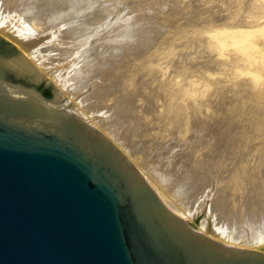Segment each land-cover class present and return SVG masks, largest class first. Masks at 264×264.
<instances>
[{
    "label": "rangeland",
    "instance_id": "obj_1",
    "mask_svg": "<svg viewBox=\"0 0 264 264\" xmlns=\"http://www.w3.org/2000/svg\"><path fill=\"white\" fill-rule=\"evenodd\" d=\"M259 1L261 2L259 3ZM259 1L0 0V16L16 11L20 5L24 8L27 7L25 13L30 21L28 27L32 29L31 31H36L31 36L33 38L23 42L24 47L32 49L37 46L39 48L38 46L41 45V43L38 44L39 42L44 41L46 43L47 39H51L49 34L51 32L48 31V24L50 23L45 20L46 15L58 9H69L66 12L67 15L65 14L64 18L62 17L57 21L60 23L65 19L73 20L65 25L67 26L64 27L67 28L66 30L60 31L61 38L76 34L75 31L87 29L88 33H93L95 29H98L99 31L89 39L90 43L98 40L97 49L91 53L95 56L94 61L100 62L104 57L121 56L120 60L115 62L120 63V66L115 65L116 68L108 69L103 64L95 63L93 64L94 70L91 75H88L89 78L92 76L91 80L94 77L95 82L100 80L99 83L103 81L107 85L111 84V80L117 82V90H114L115 92L113 91L111 95L113 98L109 95L105 102L111 104L112 100L115 99L117 108L115 106L113 108L118 114L123 115V120L119 123L118 130L115 129L111 133L100 129L101 125L98 122L102 116L98 112L84 110L77 99L79 92L91 90L94 81H89L85 88L73 95L72 90H68L57 82L55 77L52 79L51 72L55 69L57 71V68L58 70L61 69L58 65L60 54L55 56L57 61L54 58H52L54 61L49 60L51 57L49 55L54 57L52 52L47 53L49 49L52 51L50 44L53 43L49 42L45 46H40V48L42 47L41 50L45 48L44 52L41 51L40 58L45 59L47 57L48 59L45 60L49 63V69L37 64L38 71L45 77L44 80L30 83L22 79L12 78L10 74L8 78L28 86L43 84L42 97L46 100L51 99L54 92H59L70 105L81 109L84 113L77 114L67 108L69 112L77 114L86 121L88 120L91 125L95 123L94 127L105 132V134L107 133L106 135L111 139L113 133H118V131L124 133L127 137V139L124 138L126 143L134 147L132 155L134 157L129 158L125 155L130 162H134L133 164L137 168H139L136 165L138 160L146 161L147 164L153 163V165L158 162L157 165L166 170H174L172 171L173 174H176L175 171L177 174L179 172L188 174L186 186L190 188V192L196 196L205 192L208 196L204 201L201 197L202 203H200V199H198L199 201L196 199L194 202L196 208L192 211L193 214L182 208L183 214L182 209L179 208L180 213L178 215L196 225V218L200 217L201 219L202 216L204 218L208 201H214L218 210H222L221 206L225 203V207L227 206L230 211L229 204H234L240 200L241 196L238 192L242 189L239 183L242 185L244 183L233 182L236 175L241 173L240 170L251 168L250 171H254L259 168V164L264 175V1ZM5 10L7 13L4 12ZM34 17H37L36 20ZM78 25L83 26L78 29ZM93 28L95 29L92 31ZM127 30H130L129 35H126ZM61 32L63 33L61 34ZM111 33L117 34L115 42L99 43L103 35L111 36ZM126 41H129V44L134 47L130 58L128 57V62L120 47ZM44 42L42 44H45ZM113 43L117 45V48L112 52L110 45ZM139 43L145 45L146 52L137 48ZM3 44H9L15 52L26 54V51H22V44L19 41L15 42L6 32L4 35L0 34V47ZM60 49L62 48L59 47L56 51L61 52ZM33 50L39 51V49ZM53 53L55 54L54 51ZM122 58L126 61L125 69ZM127 64L131 65L128 69ZM81 110L77 111L81 112ZM217 141L245 142L244 148L239 150L247 154L246 157L243 156L246 159L242 158L243 161H241L239 158L240 163L235 160L236 158L232 159L235 161H231L229 168L223 171L221 159H211L213 157L211 146ZM120 149L122 150V148ZM260 155H263V159L259 161ZM205 162H208L207 166L203 164ZM242 163L243 165L238 167V164ZM244 165L248 168H242ZM238 168L241 169L238 170ZM237 171L239 172L237 173ZM138 173L142 179L149 175L146 173L147 175L145 174L146 176L143 177L140 172ZM142 173L144 174V171ZM153 180L154 178L151 180L152 183L155 181ZM146 181L149 182V180ZM156 184L158 185L154 183L158 189L160 184L158 182ZM248 187L250 188L249 185ZM153 189L155 188L153 187ZM159 189L166 200L168 197V202L173 200L170 195L164 192L166 190L163 187L160 188L159 186ZM228 190L231 193H227ZM234 190L236 192L232 194ZM198 192L200 193L198 194ZM225 192L228 198L225 197ZM247 194L245 197L248 198L247 200L253 199L254 201L259 197L256 192L253 194L247 192ZM231 199L233 200L232 203ZM232 209L226 215L230 216L231 214L232 216V214L237 213V210H234V213ZM203 221L205 222L204 226L208 227L206 225L208 222ZM199 227V233L208 234L202 229L200 223ZM217 240L228 249L236 252H243L246 248L254 247L253 245L252 247L243 246L236 242L228 243L218 238Z\"/></svg>",
    "mask_w": 264,
    "mask_h": 264
},
{
    "label": "water",
    "instance_id": "obj_2",
    "mask_svg": "<svg viewBox=\"0 0 264 264\" xmlns=\"http://www.w3.org/2000/svg\"><path fill=\"white\" fill-rule=\"evenodd\" d=\"M0 82L26 96L13 106L0 95V264H264V247L220 256L197 236L200 217L164 211L103 139L47 117L43 84L1 68Z\"/></svg>",
    "mask_w": 264,
    "mask_h": 264
},
{
    "label": "bare ground",
    "instance_id": "obj_3",
    "mask_svg": "<svg viewBox=\"0 0 264 264\" xmlns=\"http://www.w3.org/2000/svg\"><path fill=\"white\" fill-rule=\"evenodd\" d=\"M74 1H76V0H74ZM62 2L64 3V1H62ZM66 2H68V1H66ZM260 2L261 1H259V3ZM19 4H20V2H19ZM17 7H18V5H17ZM26 9H27L26 6L24 8L20 5V8H16V11L12 10L14 12L10 11L11 13L9 12L10 14H8L5 10L4 12H6L7 14L4 13V14H2L3 16H0V34L4 35L5 32L8 33L13 38V40L15 42L19 41L22 44L21 45L23 47L22 51H26L25 55L23 54L24 52L22 54L19 53L18 51L15 52V50L13 48H10L9 44H6V45L3 44L0 47V51H1L0 68L6 70V76L10 77L9 76V74H10L12 78L22 79V80H25L26 82H30V83L41 82L42 79L44 80L45 77L43 76V74L40 71H38L37 64L43 66L44 68L49 69V63H47L45 60L47 57L44 56L45 59L40 58V53L42 54L41 51L44 52V49H45L44 48L43 50H41L42 47L40 48V46H43V45L45 46L49 42L53 43V44H50L52 51H51V49H49L50 48L49 47V48H47V49H49L47 53L50 54L52 52L51 54H53L54 57H52V55H49V54H46V55L51 56L49 58V60L54 61L52 58L55 59V56L57 57V55L60 54V56H59L60 62L58 61L59 62L58 65H60L59 67H61V69L59 68V70H58V68H57V71H56V69L55 70L52 69L53 70L52 71L53 73L51 72L52 76L50 74L49 75L52 77V79L55 77L58 80L57 81L55 79V81L59 82L61 85L68 88V90H72L71 93H73V95H74V93H77V92L81 91L83 88H85L86 87L85 85L89 81H92V82L94 81L92 83L93 84L92 88L90 86L91 90L86 91V92H79L77 94V96H78L77 99L82 104V108H84V110L86 109V110H88V112H91V111L94 112L95 111V112H98L102 116L98 122L99 125H101L100 129L102 128L105 130V132L107 131L109 133H111L113 130L117 129V127H119L118 126L119 123L123 120V118H122L123 115L118 114V112H116L114 110L115 109V108H113L114 106L117 108V104H116L117 102L115 99L112 100L111 104H108L107 102H105V99H107L106 97L109 95L111 96L113 94V91L117 90V88H116L117 82L116 81L114 82L113 80H111V84L107 85L106 82H103V81H101L99 83L100 80H98V82H95L94 77H93L94 79L92 78V80H91L92 76L89 78L88 75L89 74L91 75V72L94 70L93 64H95V63L103 64L108 69L116 68L115 65L120 66V63L118 64L115 62H116V60H120L121 56L115 57V58H113V57L108 58V57L102 56L104 58H102V60L100 62L94 61L95 56H93L91 53L94 49H97L96 44H97L98 40L90 43L89 39L91 36H93L95 33H97L99 31L98 29H95V28L92 29V31L95 29L93 33L92 32L88 33L86 31L87 30L86 29L83 31L82 30L81 31H75L76 34H73L72 36H69L66 38H61L62 35L60 37V31H62L63 29L66 30L67 28H64V27H67V26H65V25L72 22L73 20H71V19L66 20L65 19L63 21H60V23L57 21L60 20L66 14L67 10H69V9H63V10L62 9L61 10L55 9L56 10L55 12H50L46 15L45 20L50 23V24H48V31L51 32V33H49L50 38L52 37L51 39H47V40L45 39L47 41L46 43L44 41H42L45 44H42V42H39L38 44L41 43V45L38 46L39 48H37V46L33 47L32 49H29L26 46L24 47L23 42H25L26 40H28L30 38H33L31 36L33 35V32L36 31V30L31 31L32 29L30 27H28V25H29L28 23L30 21L28 20L27 14L25 13ZM36 18H35V20H36ZM35 20L33 21L34 23H35ZM39 24H41V23H39ZM97 25L99 26V24H97ZM81 26H83V25H78L77 26L78 29H80ZM138 27H139V25H138ZM39 28H41V26H39ZM73 29L75 30V27H73ZM129 32H130V30H127L126 35H129L130 34ZM62 33L63 32H61V34ZM27 34H29V35H27ZM110 35L111 36L103 35L102 36L103 38L101 40H99V43L101 44L103 42H115L117 34L111 33ZM126 42H125V44L124 43L121 44L120 47L122 48L121 51H123V53H124V58H126L127 59L126 61L128 62V60L131 56L130 54H131V52H133L134 47H132L131 44H129V41H126ZM151 42H152V40H151ZM149 43H150V41H149ZM52 45H54V46H52ZM94 46H95V48H94ZM59 47L62 48V49H60L61 52L56 51L57 48H59ZM110 47H111V51L113 52V51H115V48H117V45L115 43H113L112 45H110ZM137 48L140 50H144L142 52H146V47H145V45H143V43H139ZM33 49H39V51L37 52V50H36V52H35V50H33ZM53 51L55 52V54L53 53ZM124 58H122V60ZM138 59H140V58H138ZM144 60H145V58L143 59V61ZM55 61H57V60L55 59ZM126 61L124 59L123 65L126 64ZM123 67L125 69L126 65H124ZM129 67H131V65L129 66V64H127V69ZM108 69H107V72H108ZM118 71H120V70L118 69ZM121 71H122V69H121ZM50 76H49V78L51 79ZM97 76H98V74H97ZM16 82H19V81H16ZM26 86H28V85H26ZM60 91H61V89H60ZM63 92H65V91L63 90ZM71 93H69V94H71ZM0 95L3 98V104L4 105L20 106L26 102L25 87L24 86H19V85L7 83V82H0ZM6 97H9V101L12 103L7 101L8 98H6ZM69 97H70V95H69ZM47 100L44 97H41V100H40L39 105H38V108H44V111H45V114L47 117L66 121L68 123H71L73 125L78 126L86 135L103 139V145L106 148H108L114 155L121 156L123 168L126 169L130 174L135 175V174H133V172H131V169H133V167H134L138 172H140L143 175V177L146 176L147 174H149L148 176L151 175V177L146 176V177H144V179L139 177V179L142 181L143 188L146 187L147 189H150L152 194L162 204L164 211H166L170 214H173L177 217L182 218L181 216L178 215L180 213L179 208H181V209L185 208V210L187 209V211H189L191 214H193L192 211H194L196 208V206L194 204L196 199H197V201H199L198 199H200L201 200L200 203H202V198H203V201L205 198H208L207 193H205V192H202V193L198 192V194L199 193L201 194L199 196H196L192 192H190V190H189L190 188L188 186H186L187 185L186 183L188 181L187 178L189 176L188 174H187L188 176L182 172H179L177 174V171H175L176 174H173L172 171H174V170H171V171L168 169L166 170L165 168L157 165L158 162L157 163L155 162L157 166L153 165V163L147 164L145 160H143L145 162L138 160V162H137L138 164L136 163V165L139 168H137L135 166V164H133L134 162H130V160L127 158V156H129V158H130L133 155V151H134L133 148L134 147H132L130 144L126 143L127 137L125 136L124 133H120L118 131V133H113L114 138L113 137H112V139L109 138V136L106 135L107 133L105 134V132L99 131L98 129H96L94 127L95 123L92 124L93 125L92 126L88 122V120L86 121L85 119L77 116L78 113H84V112H82L81 109H77V108L73 107L72 105H70L69 102L66 99H64L59 92H57V93L54 92L53 97L51 99H47ZM73 102H74V100H73ZM64 107H66V108H64ZM67 108L70 111L73 110L77 114L75 115V114L69 112L67 110ZM76 109L79 111L81 110V112H78ZM86 114H89V113H86ZM86 114H84V115H86ZM87 116H89V115H87ZM132 120H134V119L132 118ZM96 126H98V125H96ZM124 138H126V139H124ZM229 140H231V139H229ZM244 143L243 142H235V141H217V142H214L211 146V149L213 152V157L211 159H214V160L216 158L221 159L220 162L222 163L223 171H225V170H227L226 168H229L228 166L232 163L231 161H235V160L239 161V158H241V161H243L242 158L246 157L247 154H245L244 152L242 153V151L239 150L242 147L244 148ZM119 147L122 148L123 151ZM243 156H245V157H243ZM132 157H134V156H132ZM136 158L138 159V157H136ZM232 159H235V160H232ZM258 159H259V161H260V159H263V155ZM167 160H169V159H167ZM241 161H239V163ZM259 161H258V163H259ZM147 162H149V161H147ZM177 163H179V162H177ZM203 164L205 166H207L208 162H205ZM139 165H141L142 167H140ZM241 165H243V163L238 164V167ZM236 166H237V164H236ZM258 166H259V168L255 167L258 169L257 170L255 169L254 171H250L251 168L249 169L248 166H245V165L242 167V168H244V167L248 168L247 170L244 169L245 171L243 169H242L243 170L242 171V170H240L241 168L240 169L238 168V170H240L241 173L246 174V175H244V174H241L239 171H237V173L238 172L239 173L234 178L235 180L233 179V182H236V183H239V182L242 183L243 182L244 183L243 185L239 183V186L241 187L242 190L239 191L238 194L240 193L241 197H240V200L238 201L239 203L236 201V203L233 204L232 199H231L232 204H229V202H227L229 204L230 211H231V208H233L232 209L233 211L237 210V213H235V211H234L235 215H233V214H232V216H231V214H230V216L226 215L227 213H230V211H229L227 206H226L227 208L225 207V205H224L225 203H223V206H221L222 210L221 209L218 210L216 208V204L214 201H211V202L208 201L207 202L208 204H206L205 216H204V218H203V216L201 217V219L202 218L203 219L199 223L202 225V229L205 230L208 234L204 235V234L198 232L197 236L199 238H201L202 240H204L205 242H207L208 244H210L211 246L220 247V256L255 253V247H264V175L262 174V168H260L259 164H258ZM140 169H141V171L142 170L144 171V174L142 173L143 171L142 172L140 171ZM152 177L154 178V180L156 182H158L160 184L159 185L160 188L163 187L166 190V191H164V190L163 191L173 198V200L171 199L172 201L168 202L167 201L168 197H167V200L165 199L166 197L163 196V193L160 191L159 186H158V189L155 186L158 184H156V182L154 180L153 181H154L155 185H154V183H152V181H151L153 179ZM232 177H234V176H232ZM150 178H152V179L150 180ZM230 178H231V176H230ZM146 180H149V182H147ZM231 181H232V179H231ZM209 182H211V181H209ZM248 185L250 186V188L248 187ZM152 186L155 189H153ZM236 190H234L232 194H235ZM247 192L248 193L252 192V194H253V192H256L257 196L258 195H259V197L261 196L260 197L261 199L259 197H257L256 200H254V201H253V199H251L252 201L247 200L248 198L247 199L245 198L248 195ZM227 193H231V191L228 190ZM223 195H224V193H223ZM228 195L230 196L231 194H228ZM225 197L228 198L226 192H225ZM242 197H244L245 199ZM235 199H237V198L235 197ZM224 200H225V198H224ZM221 202H224V201H221ZM199 206H202V205H199ZM198 208L200 209V207H198ZM183 209H182V213L184 214ZM176 212H178V213H176ZM186 215H187V213H186ZM203 220H205L206 223L208 222V224H206L208 227L204 226L205 222ZM187 222L190 223L189 221H187ZM190 224H192V223H190ZM198 228H200V227H198ZM203 230H201V231H203ZM208 235H211L213 237L208 236ZM217 238L220 240L222 239L224 242L226 241L228 243L236 242V243L241 244L243 246H248V247L251 246L252 247V245H253L254 247L246 248L245 251H243V252H236L234 250L228 249V247L224 246L221 242H219L217 240Z\"/></svg>",
    "mask_w": 264,
    "mask_h": 264
}]
</instances>
